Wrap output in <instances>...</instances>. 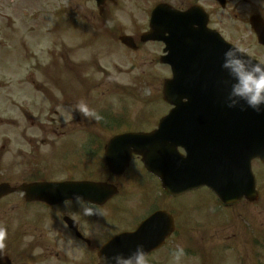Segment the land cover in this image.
Here are the masks:
<instances>
[{
  "label": "rangeland",
  "instance_id": "obj_1",
  "mask_svg": "<svg viewBox=\"0 0 264 264\" xmlns=\"http://www.w3.org/2000/svg\"><path fill=\"white\" fill-rule=\"evenodd\" d=\"M77 4L83 5L81 9L87 13L93 8L83 0H0V148L6 145V153L0 158V179L11 185L18 182L19 177L27 175V167L34 164H30L24 156L20 157L19 153L29 152L30 158L34 162L41 161L40 164L50 160V156L43 154L50 152L53 145L49 147L41 141H48V138L59 134L52 133V128H31L33 120L75 119L76 115L79 118L81 111L77 105L85 100V105L102 118L133 121L130 125L109 130L118 133L131 128L144 133L156 126L169 109L161 100V85L169 77V70L152 62L159 57L161 46L146 45L135 53L126 51L114 39L94 29H112L96 14L87 16L95 24L86 25L82 16L87 14L82 15L79 11L75 24L72 13ZM227 7L225 11L217 12L219 23L214 24V28L229 43L247 48L251 53L253 50L248 41L243 40L241 44L234 34L245 30L241 14L246 6L238 2ZM58 9L66 14L60 16L64 27L56 26L59 24ZM125 34L133 36L129 31ZM60 55L69 57L63 62L74 66L72 70L76 77L65 76L64 67L60 61L56 62V57ZM51 80H56L57 85H53ZM56 87L73 88L78 96L74 95L77 103L73 101L69 107H57L51 111L46 96L60 100ZM89 101L96 102L97 107L93 103L89 105ZM29 142L33 146L31 150ZM53 152L51 162L46 168L44 164L43 169L48 173L45 178L57 179L61 177L57 171L59 157L63 156L64 161H68L69 155H76L79 160L86 161L89 148H57ZM252 171L259 193V200L254 204L241 203L223 210L204 189L191 192L180 200L194 209L196 205L193 203H199L198 214L190 215L189 224L184 223L187 222L183 221L184 216L179 220L189 230L191 246L198 249L206 247L210 253L219 251L221 255L217 256V264H264V165L255 162ZM84 174L85 171H80L72 178H85ZM142 191L144 195L145 191ZM18 198L11 197L0 204L2 245L6 241L5 221H11L9 227L13 232L23 224V207L19 206ZM164 207L171 208L169 204ZM176 207L181 211L184 204L178 203ZM125 218L130 222L132 215L126 214ZM127 224L122 222L120 214H111L102 222L110 231L120 230ZM167 252L165 248L154 255L153 260L164 259Z\"/></svg>",
  "mask_w": 264,
  "mask_h": 264
},
{
  "label": "water",
  "instance_id": "obj_2",
  "mask_svg": "<svg viewBox=\"0 0 264 264\" xmlns=\"http://www.w3.org/2000/svg\"><path fill=\"white\" fill-rule=\"evenodd\" d=\"M206 22L193 10L182 14L160 7L153 12L150 32L142 37V42L165 44L164 53L168 55L161 62L171 66L173 79L164 82L163 101L174 108L159 122L157 130L113 139L106 151L107 165L111 172H120L127 165L128 156L124 153L133 149L168 193L177 195L206 186L226 205L242 198L255 201L251 161L264 163V114L226 106L223 81L227 76L220 64L228 46L207 30ZM121 42L132 48L127 38ZM177 147L184 150L185 157L179 156ZM91 188L73 183L17 188L0 185V198L20 191L27 201L54 204L77 197L86 199ZM93 189L97 202L113 192L100 185ZM161 216L156 214L151 222L158 225ZM136 235L117 237L104 250L105 254L116 249L114 246L122 240L133 244Z\"/></svg>",
  "mask_w": 264,
  "mask_h": 264
},
{
  "label": "flooded vegetation",
  "instance_id": "obj_3",
  "mask_svg": "<svg viewBox=\"0 0 264 264\" xmlns=\"http://www.w3.org/2000/svg\"><path fill=\"white\" fill-rule=\"evenodd\" d=\"M87 1L93 6L91 11H88L90 17L95 15L93 12L95 11L98 19H102L107 27H112L115 33H118L114 26V19L122 29L135 33L133 34L134 41L139 36V32H145V29L148 28L147 23L151 10L159 5H167L180 12L200 7L208 16V27L213 29L214 24L219 23L216 17L217 12L225 11L228 5L240 2L246 6L243 10L244 13L241 14V20L245 22L242 24L245 30H238L234 34L239 39V43L242 44L243 40L248 41L253 51L248 53V49H244L247 55L259 63H264V45L258 42L260 39L264 44V29L255 23L257 22L255 17L264 22V2L262 0L256 1L255 4L254 0H101L99 2L100 10L95 1ZM82 11L83 13L87 12H84V9ZM116 124V121L107 120L47 119L32 121L31 128H52V133H59V135L48 138V141L46 139L41 141V144L52 147L54 143H61L62 140L65 141V144H73L77 137L72 134L64 135V133H73L76 131L74 128H90L91 133H95L97 131H93V127H114ZM61 129H65V131ZM106 134L107 131H104L97 135L101 139L98 140L101 143L90 154L86 166H78L76 163L70 162L63 169L57 171L63 177V181L105 182L116 187L118 194L101 207L81 203L55 207L42 204L26 205V208L21 211L23 218L21 227L15 232L10 231L9 224L5 227L7 236L5 248L1 249V257L8 258L10 264H97L94 262V257L110 238L120 233L135 231L142 221L154 211L165 210L172 213L175 209L177 210L178 203H183L175 204L174 198L164 194H160L158 197L156 195V193L158 194L156 180L143 170L141 161L136 156L131 158L128 168L120 175H110L100 165L101 162L96 163L95 156L99 160L103 158L107 142ZM56 147L59 148V146ZM31 149L33 146L29 142V150ZM22 153L30 164L34 163L30 165L31 167H27V183L61 180V177L57 179L45 178L48 173L44 172L43 168L38 169L41 161L34 162L30 158L29 152ZM86 167L87 169L84 170L83 168ZM78 169L85 171L86 178H72L76 176ZM142 190L145 191L144 195ZM165 204H169L171 208H165ZM185 207L184 204L179 212L184 213ZM86 210L90 212L86 213ZM111 214H120L122 222H128V224L117 231L107 230L102 222ZM126 214L132 215L130 222L125 218ZM6 221L11 224V221ZM149 227L150 238L155 237L157 232L151 225ZM177 230L182 234L185 229H179L175 225L173 235ZM179 241L186 244L183 236H180ZM173 246L174 242L167 249H172ZM157 254L154 252L151 253V256ZM2 263L4 260H1L0 264Z\"/></svg>",
  "mask_w": 264,
  "mask_h": 264
},
{
  "label": "clouds",
  "instance_id": "obj_4",
  "mask_svg": "<svg viewBox=\"0 0 264 264\" xmlns=\"http://www.w3.org/2000/svg\"><path fill=\"white\" fill-rule=\"evenodd\" d=\"M264 2V0H262ZM222 72L227 79L223 81L227 89L225 104L228 108L251 109L257 114H264V63L253 62L245 55V50L239 47H230L224 51L220 64ZM77 108L85 117H93L97 121L102 117L94 110L89 109L83 102ZM77 197V200H80ZM88 210H86V213ZM3 232H0V237ZM0 247H3L0 244ZM184 255L182 247L172 252L176 264ZM147 253L142 245H137L134 251L125 255L123 253L105 254L100 257L97 264H147Z\"/></svg>",
  "mask_w": 264,
  "mask_h": 264
}]
</instances>
